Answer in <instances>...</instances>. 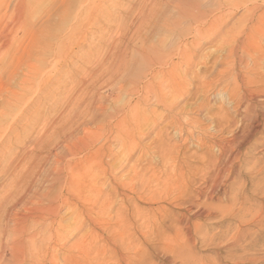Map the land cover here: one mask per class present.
Masks as SVG:
<instances>
[{
	"label": "rangeland",
	"instance_id": "374dc122",
	"mask_svg": "<svg viewBox=\"0 0 264 264\" xmlns=\"http://www.w3.org/2000/svg\"><path fill=\"white\" fill-rule=\"evenodd\" d=\"M171 2L0 0V264H264V174L248 169L264 164L261 133L213 200L200 181L180 207L132 190L136 170L162 169L152 144L166 121L136 117L135 138L117 121L137 99L128 90L141 46L177 41L165 23L175 14ZM245 9L229 25H239ZM215 44H204L197 59L224 55ZM199 60L192 68L203 73ZM187 149L207 151L192 141ZM135 203L158 207L156 220L143 222Z\"/></svg>",
	"mask_w": 264,
	"mask_h": 264
},
{
	"label": "bare ground",
	"instance_id": "6f19581e",
	"mask_svg": "<svg viewBox=\"0 0 264 264\" xmlns=\"http://www.w3.org/2000/svg\"><path fill=\"white\" fill-rule=\"evenodd\" d=\"M171 4L175 14L169 15L165 23L170 32L177 34V41L169 49L141 46L138 71L128 90L135 93L137 99L134 103L128 102L129 107L117 125L135 138L131 122L136 117L147 122L166 121V126L155 133L152 142L162 169L149 163L147 168L152 169L149 173L147 168L140 167L130 184L132 186L135 181L132 190L140 197L144 195L151 201L169 200L180 207L188 196L189 186L195 181H200V191L208 193L209 199L213 200L229 185L234 171L244 164L242 150L257 133L262 134L261 143L264 144V88H261L264 85V0H212L205 5L201 0H172ZM241 7L246 8L247 16L239 19V25H229ZM213 42L215 45L219 43L220 46L215 47L224 50V55L213 58L206 53L207 56L197 59L198 50ZM198 60L201 67L206 68L203 73L192 68ZM191 71L193 73L189 75ZM188 100H192L189 105L185 104ZM214 101L223 104L216 107ZM151 103L161 107L162 112L149 109ZM215 108L217 111L208 115ZM139 124V121L134 124L138 131ZM170 128L179 141L169 135ZM190 141L207 151L191 153L187 149ZM191 157L198 159L201 166L192 167L189 163ZM259 163L256 161L248 168L249 172L264 174V164L260 167ZM198 200L202 209L211 206L200 197ZM134 206L137 215L144 218L143 222L152 216L156 220L158 207H143V210L137 203Z\"/></svg>",
	"mask_w": 264,
	"mask_h": 264
}]
</instances>
